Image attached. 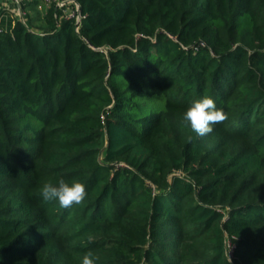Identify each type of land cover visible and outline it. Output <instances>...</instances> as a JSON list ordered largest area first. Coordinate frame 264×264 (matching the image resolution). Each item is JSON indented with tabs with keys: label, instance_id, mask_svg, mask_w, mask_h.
Returning a JSON list of instances; mask_svg holds the SVG:
<instances>
[{
	"label": "trees",
	"instance_id": "1",
	"mask_svg": "<svg viewBox=\"0 0 264 264\" xmlns=\"http://www.w3.org/2000/svg\"><path fill=\"white\" fill-rule=\"evenodd\" d=\"M77 1L0 33V264H264V0Z\"/></svg>",
	"mask_w": 264,
	"mask_h": 264
},
{
	"label": "clouds",
	"instance_id": "2",
	"mask_svg": "<svg viewBox=\"0 0 264 264\" xmlns=\"http://www.w3.org/2000/svg\"><path fill=\"white\" fill-rule=\"evenodd\" d=\"M183 119L194 133L202 137L210 134L214 130V125L227 121L228 114L223 109L217 108L212 98L205 96L191 103ZM40 193L44 201H58L59 206L65 209L74 204H82L87 195L83 183L74 180L69 184L64 179H60L57 185L45 183ZM97 259L98 257H94V254L89 251L84 255L82 264H95Z\"/></svg>",
	"mask_w": 264,
	"mask_h": 264
},
{
	"label": "built area",
	"instance_id": "3",
	"mask_svg": "<svg viewBox=\"0 0 264 264\" xmlns=\"http://www.w3.org/2000/svg\"><path fill=\"white\" fill-rule=\"evenodd\" d=\"M19 2V11H18V17L23 18L26 14L25 10L22 8V0H16ZM48 3H56L57 6L65 8V15L67 18H77V23L79 24L82 20V13L80 10V5L77 0H45ZM79 30V28H78ZM4 30L0 28V33L3 32ZM236 243L233 242L231 239L228 240V251H229V256L232 258L234 256L235 250H236Z\"/></svg>",
	"mask_w": 264,
	"mask_h": 264
},
{
	"label": "crops",
	"instance_id": "4",
	"mask_svg": "<svg viewBox=\"0 0 264 264\" xmlns=\"http://www.w3.org/2000/svg\"><path fill=\"white\" fill-rule=\"evenodd\" d=\"M25 0H22L24 5ZM48 3H43L40 8H44ZM19 2L16 0H0V28L4 31L12 30L16 24L18 17Z\"/></svg>",
	"mask_w": 264,
	"mask_h": 264
}]
</instances>
